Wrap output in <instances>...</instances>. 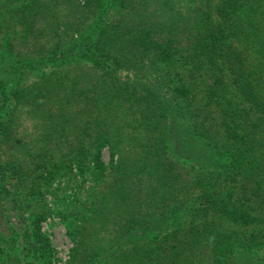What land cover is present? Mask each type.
<instances>
[{
	"label": "trees",
	"instance_id": "trees-1",
	"mask_svg": "<svg viewBox=\"0 0 264 264\" xmlns=\"http://www.w3.org/2000/svg\"><path fill=\"white\" fill-rule=\"evenodd\" d=\"M0 38L23 68L10 110L0 78V201L76 165L96 196L70 264H264V0H4Z\"/></svg>",
	"mask_w": 264,
	"mask_h": 264
},
{
	"label": "rangeland",
	"instance_id": "rangeland-1",
	"mask_svg": "<svg viewBox=\"0 0 264 264\" xmlns=\"http://www.w3.org/2000/svg\"><path fill=\"white\" fill-rule=\"evenodd\" d=\"M3 2L4 0H0L1 4ZM15 46V42H1L0 38V78L7 83L8 110L14 105L12 98L18 85V72L23 69L20 68L18 56L17 46L20 44ZM18 67L20 69L17 70ZM103 159L106 163L109 162L108 150L103 152ZM46 167L47 165L43 164L42 168L35 170L33 167L31 170V178L23 191L25 211L19 210L10 196L0 201V231L3 239L0 243L3 251V254L0 253V264H21L19 234L28 227L33 231L36 215L40 211L45 213L46 218L40 222L39 229L49 238L51 250L30 261H34V264H70L74 243L68 231L79 223L80 217L76 213H81V218L91 215L82 205L85 203L94 206L96 193L92 192L93 197H88L89 191L85 187L89 186V179L83 176L76 165L60 169V172L57 171L54 175H50L49 171L45 170ZM42 172L45 173L43 178L35 177ZM69 206L71 209H67Z\"/></svg>",
	"mask_w": 264,
	"mask_h": 264
}]
</instances>
